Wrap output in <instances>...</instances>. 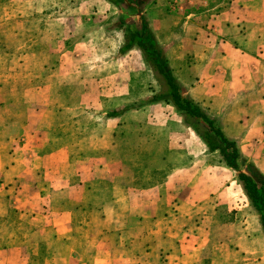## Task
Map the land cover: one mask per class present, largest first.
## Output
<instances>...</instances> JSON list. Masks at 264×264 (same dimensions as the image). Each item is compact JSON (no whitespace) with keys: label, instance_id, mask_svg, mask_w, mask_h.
Listing matches in <instances>:
<instances>
[{"label":"crops","instance_id":"0c3cea01","mask_svg":"<svg viewBox=\"0 0 264 264\" xmlns=\"http://www.w3.org/2000/svg\"><path fill=\"white\" fill-rule=\"evenodd\" d=\"M156 3L174 12L148 25L181 97L235 141L240 170L264 178V0ZM85 26L59 21L41 49L32 30L20 55L0 51V264H217L189 220L210 219L212 234L245 214L254 225L234 249L264 264L258 215L202 120L167 88L139 102L136 75L160 73L136 45L104 60V24Z\"/></svg>","mask_w":264,"mask_h":264},{"label":"rangeland","instance_id":"374dc122","mask_svg":"<svg viewBox=\"0 0 264 264\" xmlns=\"http://www.w3.org/2000/svg\"><path fill=\"white\" fill-rule=\"evenodd\" d=\"M155 4H157L156 0H146L141 11L138 12L135 8L128 7L124 2L111 5L110 8L106 7L103 0H0V51L14 54L17 52V54L20 55L27 46L26 42L29 40V34L32 30L35 37L34 47L41 49V36L45 33L49 38L47 40L51 41L50 37L57 34V22L59 21L60 24L63 25V31L65 30L67 33L71 30L70 33L74 32L78 35L83 33V30L87 27L85 25H88V23L90 27L93 23H102V25L104 24L105 26L102 28V34H104L105 37L99 36L98 41L105 43V45H101V49L99 50L101 54H104L103 59L105 60L107 56L113 57L116 51L118 53L119 47L125 44L128 30L141 31V16L150 24L152 22L151 19L156 18L157 14L174 13L170 11L171 7L169 5L166 11L158 7L155 11L152 9ZM179 18H182V13L176 14V17L173 19L176 21L178 20L177 25H174L171 29L173 34H175L176 31H180L179 25L181 22ZM27 19L28 22H33L31 27L27 26L29 30H26L25 25ZM149 28L155 40L158 42L160 50L164 53V51L168 49V44L164 41L161 34L157 36V32L156 30V33L154 32L152 25H149ZM109 42L115 44V49L109 50ZM53 46L54 49L57 50V44L52 43V47ZM136 49L137 48L134 50ZM92 52L96 51L92 50ZM113 53L115 54L113 55ZM133 53L135 52L131 54ZM52 63V66H55L54 61ZM146 66L148 67V64H146ZM145 73H140L135 77V79H138L137 81L140 85V89L137 92L139 102L151 99L152 96L155 95V92H158V88L160 91H165L167 88L161 76H158L155 82L153 79V77H155L154 75L151 74L153 77H145ZM65 92H67V89ZM67 128L71 129L72 127L69 124ZM243 216H234L237 222L234 221L233 224H226V226H222L225 228L223 231L218 233L212 232V234L210 219L200 217L189 220V227H201V229H205V231L201 233L199 240L200 244H204L201 252L202 255L207 253L210 256L211 254L210 261L213 260L215 263L217 262V264H258V261L239 255L234 249L236 241L241 242L239 241L240 238L243 240L249 239V235L246 233L249 232L251 230L250 227L254 225L248 214ZM214 246L221 248L220 251L217 250L212 252L214 251ZM153 260L156 261L152 257L150 260V262H152L151 264H155Z\"/></svg>","mask_w":264,"mask_h":264},{"label":"trees","instance_id":"16d2710c","mask_svg":"<svg viewBox=\"0 0 264 264\" xmlns=\"http://www.w3.org/2000/svg\"><path fill=\"white\" fill-rule=\"evenodd\" d=\"M113 5L124 2L128 7L135 8L138 12L146 0H106ZM141 31L128 30L125 45L119 50L124 52L136 45L143 53L145 59L153 70H156L162 76L166 83L167 91L163 95H167L177 109L202 120L205 129L201 133V137L211 151L218 150L223 158L225 165L237 172V179L240 182L251 206L256 211L262 231L264 233V178L256 170L246 167V171L240 170L239 164L244 161L241 159L235 141L228 139L214 125V122L203 114L197 104L181 97L178 85L176 84L171 72L166 66L165 60L161 55V50L155 40L148 23L141 16ZM161 95V94H159ZM198 125L197 123L195 124ZM198 127V126H197ZM198 129V128H197ZM198 131V130H197ZM199 131H201L199 129Z\"/></svg>","mask_w":264,"mask_h":264}]
</instances>
